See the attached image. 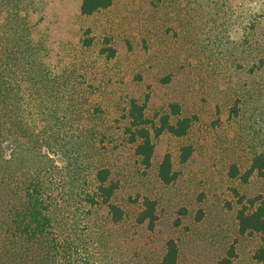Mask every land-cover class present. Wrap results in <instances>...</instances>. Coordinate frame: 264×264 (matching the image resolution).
I'll list each match as a JSON object with an SVG mask.
<instances>
[{"label": "rangeland", "instance_id": "1", "mask_svg": "<svg viewBox=\"0 0 264 264\" xmlns=\"http://www.w3.org/2000/svg\"><path fill=\"white\" fill-rule=\"evenodd\" d=\"M21 1L17 64L14 35L4 33L6 166L14 149L24 170L31 155L45 166L47 191L78 226L91 264H160L170 239L177 264H261L264 234H241L236 212L264 196V176L248 174L264 153V0H112L90 15L82 0ZM132 101L155 123L191 119L184 136L153 138L149 167L124 131ZM166 153L170 183L158 175ZM102 168L118 185L116 223L105 205L81 201ZM145 197L153 228L137 222Z\"/></svg>", "mask_w": 264, "mask_h": 264}, {"label": "trees", "instance_id": "2", "mask_svg": "<svg viewBox=\"0 0 264 264\" xmlns=\"http://www.w3.org/2000/svg\"><path fill=\"white\" fill-rule=\"evenodd\" d=\"M21 4V0H0V264H91L86 241L82 240L81 235L74 233L77 232L78 226L71 227V223L67 221L68 216L64 215L65 211L61 206H57L47 191V181L43 177L45 171H42L45 166L34 167L31 155L30 165L25 171L24 167L17 164L16 149L11 156L14 166H6L10 159L3 151L7 135L2 73L3 59L7 55L4 33L10 31L14 35L12 52L9 54L13 57L14 64H17L18 53L21 51L19 33L22 21L18 14ZM111 4L112 0H82L80 12L82 15H90ZM12 99L15 104V98ZM13 108L12 123L15 129L12 132L16 130L18 119L15 105ZM144 110V104L131 102L124 131L129 143L135 144V153L140 156L142 164L149 167L154 151L153 138L163 132L177 137L184 136L191 126V119L181 117L173 123L169 114H162L158 123H155L145 116ZM172 112L176 115L179 113L177 105L172 104ZM191 153L190 145L181 147L180 162L187 161ZM253 171L264 176V153L256 154L252 158L248 174ZM231 172L235 174L233 169ZM158 175L164 183L176 179L177 174L172 170L169 153L163 156ZM93 183V189L85 192L81 201L94 207L105 205L113 223L122 220L123 210L111 200L118 185L110 181L108 169L96 170ZM240 203L241 207L236 212L239 232L264 234V196L248 198V205L243 203V200H240ZM142 205L143 209L137 216V222H148L149 228H153L157 219L155 202L145 197ZM177 252L176 242L168 240L160 264H177ZM254 258L264 264V243L255 251Z\"/></svg>", "mask_w": 264, "mask_h": 264}]
</instances>
